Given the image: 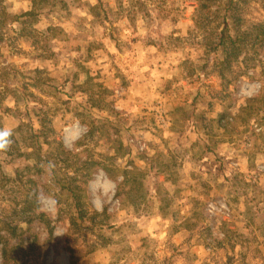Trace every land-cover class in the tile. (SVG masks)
Segmentation results:
<instances>
[{"label":"rangeland","instance_id":"rangeland-1","mask_svg":"<svg viewBox=\"0 0 264 264\" xmlns=\"http://www.w3.org/2000/svg\"><path fill=\"white\" fill-rule=\"evenodd\" d=\"M227 1L0 3V129L43 126L91 161L101 213L76 231L44 195L36 239L6 257L0 242V264H264V0H234L248 35L233 54L212 45ZM22 159L0 152L1 233Z\"/></svg>","mask_w":264,"mask_h":264},{"label":"trees","instance_id":"trees-1","mask_svg":"<svg viewBox=\"0 0 264 264\" xmlns=\"http://www.w3.org/2000/svg\"><path fill=\"white\" fill-rule=\"evenodd\" d=\"M0 3H4V0H0ZM234 7H236L234 0H228L225 5L226 17L223 19H226L227 16L230 17L231 24L223 22L222 29L217 31L216 43H212L215 48L221 47L222 50L228 46L232 54L236 53L237 45L243 43L248 35L246 31L238 33L241 19L233 12ZM260 36L264 37L263 26H260L259 31H257L253 43L260 42L258 41ZM44 129L42 126L19 137L13 136V134L10 137L12 143L6 152L15 153L21 159L23 158V163L15 167L16 179L20 182L18 194L14 198L15 201L20 198L19 208H15L19 217L16 220L13 219V223L4 225L6 227L5 233L0 232L1 251L4 257L7 255V250L13 254V249L20 247L23 242L30 245L36 239V235L29 232L32 228V218H36L38 222L40 218L46 215L44 211H39L41 198L44 195L54 198L56 204L62 203L67 207L70 214L69 223L71 228H75L76 231L80 229L95 230L101 224V221L97 220L101 213L96 210H88V203L84 199L87 195L86 185L91 176L88 173V166L91 161L78 159L58 138H55L53 142L49 141L43 135ZM50 131L54 136L55 130L50 128ZM54 143H57L56 149H53ZM31 158L32 163L29 161ZM127 181L129 182L128 179H124L122 183ZM133 183L136 191L133 201L140 203V200L147 193L146 189L142 182L133 180ZM122 202L125 203V200ZM23 220L27 221L26 229L19 225V222H23Z\"/></svg>","mask_w":264,"mask_h":264},{"label":"clouds","instance_id":"clouds-1","mask_svg":"<svg viewBox=\"0 0 264 264\" xmlns=\"http://www.w3.org/2000/svg\"><path fill=\"white\" fill-rule=\"evenodd\" d=\"M11 136L12 130L10 128L0 129V152H4L9 148L12 143L10 139Z\"/></svg>","mask_w":264,"mask_h":264}]
</instances>
